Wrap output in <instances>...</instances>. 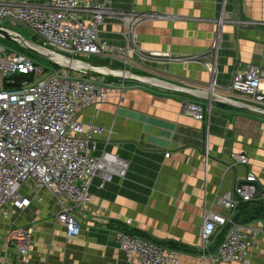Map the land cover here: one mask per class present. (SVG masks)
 I'll return each instance as SVG.
<instances>
[{"label":"crops","instance_id":"obj_1","mask_svg":"<svg viewBox=\"0 0 264 264\" xmlns=\"http://www.w3.org/2000/svg\"><path fill=\"white\" fill-rule=\"evenodd\" d=\"M111 7L153 15L136 29L141 51L151 57L134 53L125 63L112 53L83 57L84 62L152 82L92 70L90 79L112 89L107 102L86 108L80 119L105 129L96 154L106 149L126 159L127 175H115L104 187L100 176L93 179L92 202L88 212L78 216L81 232L74 237H68L57 220L59 204L48 190L41 193L42 201L33 197L28 208L12 206L8 218L0 214V264H139L130 263L120 246L118 237L124 231L175 250L179 264H240L203 259L202 228L210 212L238 217L256 228L248 259L264 264V209L256 216L240 204L229 209L217 202L249 172L256 174L264 191V114L224 98L248 102L225 88L240 64L264 65V0H113ZM218 31L220 42L210 56ZM99 36L125 47L126 22L108 17ZM201 56L206 62L194 59ZM214 57L216 94L210 91ZM188 101L212 103L208 145L204 122L184 111ZM233 153L246 154L249 162L233 166ZM259 198L264 200V192ZM16 225L32 228L26 256L6 244ZM225 227L216 230L210 253L225 239ZM172 242L187 249L171 248Z\"/></svg>","mask_w":264,"mask_h":264},{"label":"built area","instance_id":"obj_2","mask_svg":"<svg viewBox=\"0 0 264 264\" xmlns=\"http://www.w3.org/2000/svg\"><path fill=\"white\" fill-rule=\"evenodd\" d=\"M112 2L0 0V23L24 25L46 47L72 60L62 63L49 58L53 62L43 63L0 45V214L3 217L10 216L12 206L28 208L33 197L42 201L41 193L48 190L59 204L57 220L64 225L66 235L74 237L81 232L78 216L88 212L92 202L93 179L100 176V187H104L115 175L126 177L129 168L126 159L106 149L96 154L98 137L105 129L80 119L86 108L108 101L112 86L88 78L90 70L81 66L84 61L78 57L117 53L125 63L134 53L143 59L151 57L141 51L136 29L153 15L114 9ZM112 16L126 22L125 47L100 39L99 28ZM220 25L221 22L219 29ZM219 42L218 31L208 51L213 56ZM215 65L214 57L209 68L212 94H216ZM225 89L232 96L248 100L238 102L224 97L228 101L264 114V65L240 64ZM211 110V102L184 104L185 113L204 122L206 145ZM232 159L233 166L249 162L244 153H233ZM257 182L256 174L249 172L238 180L234 191L219 197L217 202L235 209L240 201H252L257 197ZM126 221L130 223L131 219ZM225 226H229L225 239L216 253H210L212 237L218 228ZM257 234L258 230L249 224L210 212L202 228L203 259L252 264L248 250ZM32 241V228L23 225L13 226L6 236L7 246L14 245L23 256L28 255ZM118 241L130 263L179 264L175 250L129 231L121 233Z\"/></svg>","mask_w":264,"mask_h":264},{"label":"water","instance_id":"obj_3","mask_svg":"<svg viewBox=\"0 0 264 264\" xmlns=\"http://www.w3.org/2000/svg\"><path fill=\"white\" fill-rule=\"evenodd\" d=\"M10 32H11L10 30H8V29H6L4 27H0V36L5 37V38L10 39V40H14V41L20 42L18 37L19 36L22 37V36L20 34H18V33H14L13 31L11 32L12 34ZM27 47H29V46H27ZM29 48L34 50V51H37L38 53H41L42 55L47 56L48 58L60 61L62 63L72 62V60L70 58H68L65 55H63V54H61L59 52H56V51H54V50H52V49H50L48 47L46 48L44 46H41V48L47 50L49 52V54L42 53L41 51L35 50L32 47H29ZM207 54L212 56V53H210V52H208ZM203 58H205V56H203V57L202 56L201 57H194V59H197L198 61H205L206 62L207 59H203ZM81 66L82 67H86L90 71H92V70L102 71L103 73H109L110 72V73H114L115 75L120 76V77H124V78L131 77V78L141 79V80L146 81V82H152L150 78L140 77V76L128 73L127 71H124V70L115 71V70H110L108 67H95V66H92V65L87 64V63H82ZM162 85L168 86L165 83H162ZM178 88L179 87H177L176 89H178ZM179 89L183 90V91L187 90V88H183V87H181ZM257 186H258L257 197H260V196H262L264 191L262 190V188H261V186L259 185L258 182H257Z\"/></svg>","mask_w":264,"mask_h":264},{"label":"rangeland","instance_id":"obj_4","mask_svg":"<svg viewBox=\"0 0 264 264\" xmlns=\"http://www.w3.org/2000/svg\"><path fill=\"white\" fill-rule=\"evenodd\" d=\"M0 27H4V28L10 30L11 32L13 31L14 33L20 34L26 40L30 41L31 43L38 45L39 47H41V46L46 47L43 44V42L37 36L33 35V33L29 29H27V27H25L24 25H21L19 23L14 25L10 21H4V22L0 23ZM0 45H4V46L10 48L11 51H18L19 53H23L25 55H28V56L32 57L33 59L41 61L43 63H49L52 61L47 56L42 55L41 53H38L37 51L30 49L29 47L25 46L23 43L18 42V41H14V40H10V39H7V38L2 37V36H0ZM83 57H87V56H82V57H78V58L80 60L84 61ZM83 63H85V62H83ZM88 74L91 75L92 71H90V73H88Z\"/></svg>","mask_w":264,"mask_h":264},{"label":"trees","instance_id":"obj_5","mask_svg":"<svg viewBox=\"0 0 264 264\" xmlns=\"http://www.w3.org/2000/svg\"><path fill=\"white\" fill-rule=\"evenodd\" d=\"M240 206L242 207V209L244 210H253V213L256 215V216H261L263 214L262 210L264 209V200L262 198H259V197H256L254 200L252 201H240ZM252 214H250L251 216ZM235 221H238V222H243V221H239L241 219H239L238 217L237 218H234ZM229 226L225 227V232H224V235L226 234V231L228 229ZM132 233V232H131ZM134 234V233H133ZM142 235V234H140ZM139 235V236H140ZM143 237V235H142ZM143 238H147V237H143ZM171 248H179V249H187V246L185 245H182V244H179V243H174L172 242L171 243Z\"/></svg>","mask_w":264,"mask_h":264},{"label":"bare ground","instance_id":"obj_6","mask_svg":"<svg viewBox=\"0 0 264 264\" xmlns=\"http://www.w3.org/2000/svg\"><path fill=\"white\" fill-rule=\"evenodd\" d=\"M11 33V32H10ZM12 34V33H11ZM23 37V36H22ZM18 37L19 38V41L21 43H23L25 46H29V47H32L34 48L35 50H39L41 51L42 53H45V54H49V52L41 47H39L38 45L34 44V43H31L30 41L26 40L24 37Z\"/></svg>","mask_w":264,"mask_h":264}]
</instances>
